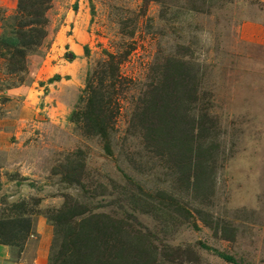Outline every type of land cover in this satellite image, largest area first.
Here are the masks:
<instances>
[{"label": "rangeland", "instance_id": "1", "mask_svg": "<svg viewBox=\"0 0 264 264\" xmlns=\"http://www.w3.org/2000/svg\"><path fill=\"white\" fill-rule=\"evenodd\" d=\"M7 14L0 7L3 23ZM46 15L48 35L40 53L29 51L27 69L18 49L0 42V240L10 239L13 263L40 255L62 264L56 220L73 203L119 219L136 205L144 236L130 231L127 241L157 247L152 264H234L215 249L264 264V0H53ZM108 53L129 87L118 88L115 129L104 138L70 115L86 108L88 75ZM180 61L197 107L183 116L210 105L216 115L206 143L213 168L197 191L136 124L148 91ZM178 202L191 214L174 211ZM179 247L177 261L170 248Z\"/></svg>", "mask_w": 264, "mask_h": 264}, {"label": "trees", "instance_id": "2", "mask_svg": "<svg viewBox=\"0 0 264 264\" xmlns=\"http://www.w3.org/2000/svg\"><path fill=\"white\" fill-rule=\"evenodd\" d=\"M52 1H19L15 14V29L20 43L18 47L11 49H18V55L24 58L25 69L28 54L31 53L29 51L40 53L35 48L40 47L48 35L46 13L52 6ZM0 42L3 45L5 43L2 38ZM108 56V59L100 62L88 75L81 97L82 101L86 102V108L83 111L74 110L70 115V120L82 125L88 134L101 135L104 138H108L115 129L116 110H119L118 88L129 87V83L120 74L118 56L113 53H108ZM190 79L185 62L180 61L174 65L162 84L148 91L147 98L151 99L144 104V110L142 114H138L136 124L139 123L138 125L144 128V138L149 147L173 157L177 172L180 171L182 174L184 186L188 190L197 191L202 188L206 169L213 168V155L206 154L210 150L206 143L216 134L213 133L216 115L212 113L213 107L210 105L202 109L199 116L191 118L183 116L186 112L195 114L197 108L193 107L196 99L190 97V92L194 91V88L188 86ZM182 125L188 126L189 138H183L180 134ZM138 189L141 195L144 194L142 188ZM162 203L164 201H161ZM176 205L178 208L174 211L179 209L186 216L191 214L185 205L179 202ZM132 208L134 214L137 206L134 205ZM155 210L153 206L151 212ZM132 214H127V219H119L108 212H92L85 204H65L64 209L60 211L59 219L56 220L57 233H63L62 252L58 258L62 254V264H152L150 258L152 255L156 257L159 253L157 247H151L152 249L148 248V245L145 248L141 247L142 236H136V240H140L141 243L127 241L130 231L144 236L137 228H140L142 223ZM145 235L152 234L147 232ZM9 240H0V243L10 245L12 243ZM202 245L209 249L207 245ZM170 249L177 261L184 253L181 247ZM188 249L189 253H194L192 248ZM215 252L229 262L243 264L232 254L217 249Z\"/></svg>", "mask_w": 264, "mask_h": 264}, {"label": "crops", "instance_id": "3", "mask_svg": "<svg viewBox=\"0 0 264 264\" xmlns=\"http://www.w3.org/2000/svg\"><path fill=\"white\" fill-rule=\"evenodd\" d=\"M0 7L4 8L8 13L6 15L8 18V23H3L0 20V38H2L5 41V43H4L5 46H8L10 48L18 47L20 42H19L18 35L16 33L15 23L11 19V16H13V14L16 10L17 2H16V0H0ZM9 18H10V20H9ZM73 42H75V45L78 48V50L76 52L79 54V52H81V50H82L81 45L75 39H73ZM3 70H4V68H2V66H0V78L4 75ZM41 76H40V79L45 78V77H41ZM34 85L35 84L33 81V87L36 88V86H34ZM48 85L51 86V84H48ZM19 88H25L26 89L27 87L24 85H20V87H15V88H11V89L13 92H17ZM36 90H37V88H36ZM25 102H27V100ZM39 253H41V252H39ZM12 256H13L12 255V249L10 248V246L0 243V264H26L24 262L13 263V261H12L13 257ZM33 264H43V262L41 261L40 255H39V258L36 260V262Z\"/></svg>", "mask_w": 264, "mask_h": 264}]
</instances>
